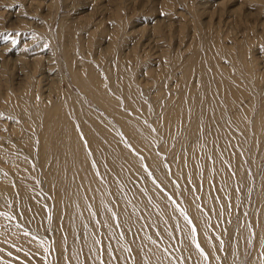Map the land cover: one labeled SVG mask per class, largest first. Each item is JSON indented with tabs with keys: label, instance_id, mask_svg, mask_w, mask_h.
<instances>
[{
	"label": "bare ground",
	"instance_id": "obj_1",
	"mask_svg": "<svg viewBox=\"0 0 264 264\" xmlns=\"http://www.w3.org/2000/svg\"><path fill=\"white\" fill-rule=\"evenodd\" d=\"M216 49L243 73L191 53L201 81L174 106L151 104L117 49L71 70L79 93L9 92L1 113L29 140L0 136V264H245L252 241L249 264H264V178L251 229L246 169L264 154V88L241 44Z\"/></svg>",
	"mask_w": 264,
	"mask_h": 264
},
{
	"label": "rangeland",
	"instance_id": "obj_2",
	"mask_svg": "<svg viewBox=\"0 0 264 264\" xmlns=\"http://www.w3.org/2000/svg\"><path fill=\"white\" fill-rule=\"evenodd\" d=\"M240 44L250 52L257 66L256 80L264 88V0H0V136L5 140H29L25 139L29 133L23 134L26 129L16 122L18 118L1 113L10 101L9 92L19 96L30 86L34 94L31 101L43 103H47L44 96L49 86L63 93L71 89L79 93L71 70L81 71L84 64L106 67L108 54L116 49L119 61L136 72L141 87L152 90L147 98L151 104L158 100L156 106L161 102L174 106L183 100L186 89L201 81L198 73L186 67L187 55L197 53L212 68L218 59L225 69L234 67L243 73L237 59L221 58L216 49ZM73 45L80 48L77 54L71 49ZM240 81L243 85L244 80ZM212 82L221 84L216 78ZM258 95L260 98L261 92ZM253 111L257 114L260 110ZM254 120L250 118V123ZM261 155L258 170L252 168L250 160L246 163L252 177L247 200L251 229L257 192L264 178V154ZM152 179L158 183L154 176ZM174 182L181 190L176 178ZM168 196L197 233L185 204L181 205L184 199L181 197L178 203L173 195ZM197 245L203 249L198 242ZM251 246L245 264L250 263L253 241Z\"/></svg>",
	"mask_w": 264,
	"mask_h": 264
},
{
	"label": "snow or ice",
	"instance_id": "obj_3",
	"mask_svg": "<svg viewBox=\"0 0 264 264\" xmlns=\"http://www.w3.org/2000/svg\"><path fill=\"white\" fill-rule=\"evenodd\" d=\"M14 43H15V41H14Z\"/></svg>",
	"mask_w": 264,
	"mask_h": 264
}]
</instances>
